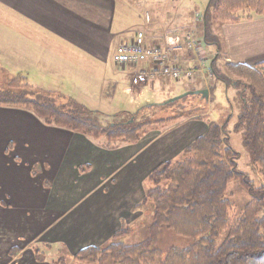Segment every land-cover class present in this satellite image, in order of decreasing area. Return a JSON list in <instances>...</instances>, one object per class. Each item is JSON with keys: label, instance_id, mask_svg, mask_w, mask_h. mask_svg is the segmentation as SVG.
<instances>
[{"label": "crops", "instance_id": "crops-1", "mask_svg": "<svg viewBox=\"0 0 264 264\" xmlns=\"http://www.w3.org/2000/svg\"><path fill=\"white\" fill-rule=\"evenodd\" d=\"M2 10L8 11V17L7 21L0 18V59L7 60L19 74L33 76L35 83L29 85L45 95L59 96L65 91L46 88L47 77L62 78L63 86L76 76L79 81L83 67L95 64L91 60L105 63L110 58L114 39L118 41L114 55L117 46L129 39L123 37L120 26L115 29V0H0ZM165 23L168 26L170 21ZM177 23L162 29L161 21L153 18L151 28L143 21L140 29L147 30L148 44L163 45L165 36L182 42L193 34L191 24ZM239 28L257 31L264 28V19L221 27L222 32ZM262 36L257 33L250 39L257 42ZM218 41L215 53L222 62L252 67L264 64V49L238 52L223 34ZM176 57L177 64L185 69H199L198 61L204 62L205 72H196L190 79L202 74V81H190L185 92L206 90L208 60L200 57L199 48L193 54L183 48ZM119 69L123 70L120 74L119 70L104 74L109 83L126 78L132 87V68ZM168 82L161 79L151 85ZM146 87L133 89L140 93ZM78 90L82 91L80 86ZM206 115L175 121L172 127L154 132L151 139L143 136L136 145L107 150L82 134L46 126L27 111L0 107V264H48L28 251L27 241L40 231L39 226L32 227L34 218H46L47 223L60 218L44 241L63 244L74 255L91 246L103 247L122 228L133 227L144 216L145 196L152 189L144 184L150 174L165 163L176 162L191 143L206 134ZM86 167L89 170L82 172Z\"/></svg>", "mask_w": 264, "mask_h": 264}, {"label": "trees", "instance_id": "trees-1", "mask_svg": "<svg viewBox=\"0 0 264 264\" xmlns=\"http://www.w3.org/2000/svg\"><path fill=\"white\" fill-rule=\"evenodd\" d=\"M242 13H246L248 19H242ZM255 16L264 18V0H211L204 17L206 41L209 42L210 33L208 17L220 23H239L251 21ZM216 45L219 47V41ZM219 58L220 55H216L211 64V74L227 81L216 67ZM220 67L232 80L238 79L236 85L241 81L246 85L248 96L243 95V113L237 129H245L246 147L264 178V64L252 67L221 62ZM19 79L26 81L22 76ZM30 92H38L43 101L29 98ZM69 102L71 107L58 106L51 95L34 90L28 83L22 84L18 92L0 91V107L27 111L46 126L82 134L107 150L138 143L140 134L157 124L149 120L136 123L137 114H131L135 117L133 124L106 125L103 114L75 101ZM193 116L189 112L186 117ZM181 119H185L184 115L165 122ZM207 122L206 134L183 151V160L165 163L149 176L154 187L146 193L144 202L151 201L154 205L150 236L139 244H127L123 242L127 230L122 228L107 247H88L75 256L76 261L88 264H264V185L257 186L248 174L239 171L240 154L230 145L228 123ZM87 170L89 167L81 169L82 172ZM232 180L240 181L252 197L239 213L226 197ZM166 232L191 243L182 248L165 249ZM35 257L44 261L39 250L35 251ZM50 264L64 263L58 258Z\"/></svg>", "mask_w": 264, "mask_h": 264}, {"label": "rangeland", "instance_id": "rangeland-1", "mask_svg": "<svg viewBox=\"0 0 264 264\" xmlns=\"http://www.w3.org/2000/svg\"><path fill=\"white\" fill-rule=\"evenodd\" d=\"M115 1L117 4L115 29L120 26V31H124V38H131L134 34L140 31L145 32V34L147 33L146 29H140L142 28L143 21L144 24H147V21L145 19L147 13H149L151 17L150 28L153 24V18L156 19L157 22L161 21V28L167 30L168 27L171 25V22L173 21H177V25L185 23L186 26H188V24H191V29L189 31L193 34H196L194 32H197V35L198 33L200 35L199 38L197 37V35L196 38H194L195 42L198 43L197 45L199 48V55L204 60H206V58L208 60L205 74V76L209 79L208 84H206V90H208L209 92L208 99H203L200 95H193L188 96L175 103L167 104L169 101L173 100L178 96H181L187 92H192H185V90H187L189 87V82H197L199 80L202 81V78L204 76L202 74L195 75L193 80H186L184 82H176L171 79H168L169 82L167 83V85L153 87L150 84L148 85V87L144 88L140 93L134 91L133 87H131L129 81L126 78H124V80H122L121 82H116L114 84L109 83L108 77L104 75L105 73L107 74L109 72L113 74L112 72H114L115 70H119V74L122 73L120 72L121 69H119L118 66H116L112 60L115 51L114 47L118 42L116 39H114V41L110 44V58H108L105 63H99V60L97 59L94 61L91 60L95 64L87 66L88 68L83 67L84 71H81L80 78L78 79L79 81H77L76 76L73 78V80L68 79L67 84L65 83L63 86L62 78H56V76L47 77L48 82L43 84L46 88L57 89L58 91L60 88H62V90L65 89V91L59 96L51 95L56 105L68 107L70 104L69 101H75L80 106H84L92 110L93 112L103 114L105 116H103V124L106 125L118 123L133 124L135 121V117H131V114H137L136 123L146 120L157 122V124L150 125L145 129L146 134H140V140L144 138L143 136H148V138L151 139L152 136L156 135L153 134L154 132L158 133L159 131H164L174 125L171 121L165 122L167 120L173 119L180 115H184L185 119H188V117L186 116L189 114V112H191L194 116H197V114L207 113L205 120L215 122L218 125H224L228 123L227 133L231 136L230 145L233 149H235V151L240 154V159L238 162L239 171L248 174L250 176V179L254 181L257 186H261L262 179L264 178L256 169L251 153L246 147L245 129H237L239 117L243 113V95L248 96L246 85L244 81H241L238 85H236L238 79L235 78L234 80H232L230 76L226 73V71L223 70L224 68L222 69L220 67V64L222 62L221 58L218 59L216 67L220 71L219 73L224 78H228L227 81L219 80L215 75H213L212 79L209 75L208 70H210L209 68L216 58V43H218V37L220 38L221 34H223L225 38L229 39L232 42L233 46L237 47L238 52H260L262 49H264V28H261L257 31L251 29L242 30L239 28L236 30L222 32V25L238 23H220L218 21H215L214 19L212 21V17H208V22L210 24V33L208 37L209 42H207L204 17L206 16L211 0ZM7 17V10L0 11V18L2 20L7 21ZM241 17L242 19H248L246 13H242ZM258 18L263 17L255 16L253 20H256ZM166 20L170 21L168 26L165 23ZM240 22L249 21L243 20ZM257 33L262 34L263 36L259 38L257 42H254L250 39V37L255 36L256 38ZM214 37L216 39H214ZM221 47L224 51L226 50L223 42L221 43ZM263 61L264 60H261V62ZM21 63L26 65L27 61L22 60ZM17 70L18 69L16 68H12V66L8 64L7 60L0 59L1 92L11 89L18 92L21 90L22 84H30V82L32 81L33 83H35V79H33V76L31 79L29 75L19 74ZM28 70L31 71L32 67H29ZM25 75L29 80H27ZM20 76L25 77L26 81H22L21 79H19ZM60 79L62 80L60 81V83H58L57 80ZM36 83L38 86H40L39 84H41L40 82ZM190 84L192 83L190 82ZM78 86H80L82 91L78 90ZM33 89L36 90L35 87H33ZM30 93L31 94H29V98L33 100L43 101L42 99H39L40 96H38V92ZM183 159L184 156L180 157L176 161V163ZM144 186L146 187V189H148L149 187H154V185L151 184L149 180L148 183L146 182L144 184ZM163 187L166 188L167 184H164ZM36 189L37 187L33 186V190ZM226 197L234 203L237 213H239L240 210L243 209L252 199L250 193L246 190L244 185L240 181L236 180H232L230 182ZM143 206V218H141L138 223L136 222L133 227L125 228L127 232L123 237V242L127 244H139L145 241L150 236L149 231L153 223L154 205L153 202L148 201L144 202ZM47 220L48 219L46 218L33 219L32 227H34L35 229L36 226H39L40 231L38 232L39 234L36 235L31 241H27L29 253H31L32 251L35 257V251L39 250L44 258V261L42 262L47 261L48 264L58 258H62L64 264H88L76 261L75 256L79 252L74 255L70 253L68 251L67 246L63 244H56L50 241H44L43 237L45 236V234H47L50 230L57 226L58 223H60L59 221L61 219L54 218V220L49 223H47ZM223 239L224 236L222 237V240ZM111 241L112 240H110L109 243L103 246L102 248L107 247L111 243ZM16 242L19 243L20 240H17ZM190 243V240L178 236L172 232H166L164 234L165 249H168L170 247L182 248L190 245ZM64 252H66L67 254H65ZM14 254L15 251H13L12 255H10L9 257L13 259ZM51 257L53 259H51Z\"/></svg>", "mask_w": 264, "mask_h": 264}, {"label": "built area", "instance_id": "built-area-1", "mask_svg": "<svg viewBox=\"0 0 264 264\" xmlns=\"http://www.w3.org/2000/svg\"><path fill=\"white\" fill-rule=\"evenodd\" d=\"M147 26L151 25L150 14L146 15ZM185 48L192 54L197 52L198 45L193 34L186 35L181 42L173 36H165L163 45L148 44L145 32L140 31L131 38L122 41L116 48L114 62L119 68H132L131 84L140 88L155 84L161 79L173 81L190 80L194 73L205 70L204 62L198 61L199 69H185L177 64V52ZM201 67V68H200ZM211 74V70H208Z\"/></svg>", "mask_w": 264, "mask_h": 264}, {"label": "water", "instance_id": "water-1", "mask_svg": "<svg viewBox=\"0 0 264 264\" xmlns=\"http://www.w3.org/2000/svg\"><path fill=\"white\" fill-rule=\"evenodd\" d=\"M193 95H200L202 96L203 99H208V96H209V92L208 90H199V91H192V92H187L181 96H178L176 98H174L173 100L169 101L167 104L169 103H175L179 100H182L188 96H193Z\"/></svg>", "mask_w": 264, "mask_h": 264}]
</instances>
